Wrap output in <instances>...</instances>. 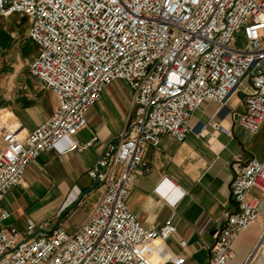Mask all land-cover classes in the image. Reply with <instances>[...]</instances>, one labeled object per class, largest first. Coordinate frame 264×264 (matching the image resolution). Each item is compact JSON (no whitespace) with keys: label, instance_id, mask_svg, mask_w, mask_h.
Wrapping results in <instances>:
<instances>
[{"label":"built area","instance_id":"built-area-1","mask_svg":"<svg viewBox=\"0 0 264 264\" xmlns=\"http://www.w3.org/2000/svg\"><path fill=\"white\" fill-rule=\"evenodd\" d=\"M28 19L27 38L36 46L31 76L57 98L52 115L29 133L0 121V201L18 185L40 153L68 144L61 153L89 148L73 136L104 88L122 81L131 94L133 119L106 142L87 170L101 187L94 210L73 231L58 224L50 233L0 227V264H185L163 243L177 230L170 217L157 228L140 223L127 196L138 169L149 173L147 147L164 133L183 141L193 130L191 114L206 101L225 107L240 93L243 109L234 124L256 133L264 120V0H0V16ZM208 125L224 126L215 117ZM234 207L221 213L204 264H228L233 242L261 210L264 157L232 162ZM0 211V220L8 218ZM242 264H264V228Z\"/></svg>","mask_w":264,"mask_h":264},{"label":"crops","instance_id":"crops-1","mask_svg":"<svg viewBox=\"0 0 264 264\" xmlns=\"http://www.w3.org/2000/svg\"><path fill=\"white\" fill-rule=\"evenodd\" d=\"M13 14L0 16V71L7 69L0 76V121L21 124L26 135L52 115L57 98L29 74L36 46L26 36V17L18 14L15 24L7 23ZM3 37L7 41L1 43ZM242 109L237 92L222 108L214 101L204 102L191 114L193 130L183 141L164 133L157 148H146L144 159L151 170L145 173L138 169L130 187L127 205L140 223L157 228L166 219H173L177 230L163 247L170 255L184 257L185 264L208 261L215 229L222 223L221 213L234 207L229 192L232 162L246 161L253 155L264 157V120L256 133L243 132L231 114ZM211 117L222 123L224 131L216 132L208 125ZM86 118V126L73 139L82 143L95 136L94 143L81 152L61 153L59 150L68 144L63 140L58 148L45 150L32 160L21 182L0 201V211L9 213L0 220V227L23 229L32 221L39 232L50 233L58 224L73 231L94 210L101 187L87 170L99 158L104 144L120 136L133 119L128 87L122 81L107 85ZM2 147L0 136V150ZM250 195L264 204V195L257 189H251ZM263 228L261 209L256 220L234 240L228 264L245 261Z\"/></svg>","mask_w":264,"mask_h":264},{"label":"rangeland","instance_id":"rangeland-1","mask_svg":"<svg viewBox=\"0 0 264 264\" xmlns=\"http://www.w3.org/2000/svg\"><path fill=\"white\" fill-rule=\"evenodd\" d=\"M21 16H23V15H21ZM23 17H25V16H23ZM20 19V17H19V15H18V13H15V14H13L12 16H10L9 17V19L7 20V23L8 24H10V25H13V24H15L18 20ZM3 41L5 42V41H7V39H5V37H3L2 39H1V43H3ZM7 67V66H6ZM5 67V68H6ZM7 71V69H3L2 71H0V76H3V74L5 73ZM3 73V74H2ZM264 205V204H263ZM262 205V203H261V209H264V206Z\"/></svg>","mask_w":264,"mask_h":264}]
</instances>
